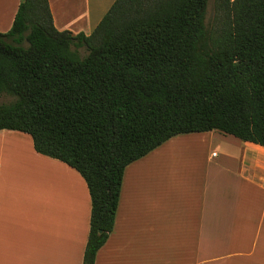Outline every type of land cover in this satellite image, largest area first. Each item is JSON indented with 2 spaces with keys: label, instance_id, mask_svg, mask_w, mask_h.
Instances as JSON below:
<instances>
[{
  "label": "trees",
  "instance_id": "obj_1",
  "mask_svg": "<svg viewBox=\"0 0 264 264\" xmlns=\"http://www.w3.org/2000/svg\"><path fill=\"white\" fill-rule=\"evenodd\" d=\"M113 0L89 34L19 0L0 32V129L78 171L90 196L81 264L113 229L125 167L172 136L218 130L264 147V0ZM84 53V54H83ZM83 54V55H82Z\"/></svg>",
  "mask_w": 264,
  "mask_h": 264
},
{
  "label": "crops",
  "instance_id": "obj_2",
  "mask_svg": "<svg viewBox=\"0 0 264 264\" xmlns=\"http://www.w3.org/2000/svg\"><path fill=\"white\" fill-rule=\"evenodd\" d=\"M57 2L54 26L89 34L113 0ZM18 3L0 0V32ZM169 140L179 155L155 153ZM161 145L125 167L94 264H264V147L218 130ZM89 217L77 170L37 153L28 133L0 129V264H81Z\"/></svg>",
  "mask_w": 264,
  "mask_h": 264
},
{
  "label": "rangeland",
  "instance_id": "obj_3",
  "mask_svg": "<svg viewBox=\"0 0 264 264\" xmlns=\"http://www.w3.org/2000/svg\"><path fill=\"white\" fill-rule=\"evenodd\" d=\"M57 1H58L57 5L61 9H63V6H65V8H69V10H70L72 5L75 4V0L74 1L73 0H65V1L64 0H57ZM76 1H78V0H76ZM215 1L216 0H208V3H207L205 20L209 26L215 24V22H216L217 10L215 7ZM5 4L8 5L10 3H8V1H6ZM4 19H5V14H3V18L0 19V21H2ZM61 19L62 20L64 19L63 15L61 16ZM11 99H12V97L10 95L0 94V102H8ZM171 144H172V140H169L168 142H166V144H163V145L160 144L161 146L155 150V153H160L162 156H167V157L172 156L173 154L179 155L178 152H176V150L172 149L173 145H171Z\"/></svg>",
  "mask_w": 264,
  "mask_h": 264
}]
</instances>
